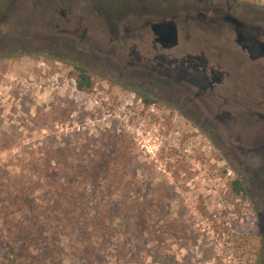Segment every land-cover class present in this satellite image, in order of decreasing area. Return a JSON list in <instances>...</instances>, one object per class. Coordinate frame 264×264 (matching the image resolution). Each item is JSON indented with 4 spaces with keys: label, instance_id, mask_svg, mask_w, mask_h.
Masks as SVG:
<instances>
[{
    "label": "rangeland",
    "instance_id": "rangeland-1",
    "mask_svg": "<svg viewBox=\"0 0 264 264\" xmlns=\"http://www.w3.org/2000/svg\"><path fill=\"white\" fill-rule=\"evenodd\" d=\"M230 1L246 7V18L264 23V0ZM49 8L33 11L30 0H0V264L23 244V226L46 232L38 233L43 241L37 250H24L29 262L40 253L43 257L51 242V229L44 228L53 222L51 179L42 181L39 172L53 160L59 136L66 139L63 146L77 144L76 156L115 152L119 157L111 169L121 172V183L105 179L94 197L104 211L119 208L131 220L146 214L145 228L136 235H122V220H115L106 244L98 248L97 264H264V204L259 200L264 192L259 196L249 189L244 167L249 126L217 127L214 138L209 126L186 120L175 102L120 77L125 69L119 62L105 67L51 47L47 39L54 38L55 25L70 27ZM89 8L90 24L102 25L105 33L104 16L100 20ZM76 16L80 11L72 12L69 22ZM134 17L126 15L119 27L139 28ZM221 43L227 44L222 38ZM199 50L229 67L230 96L258 97L263 61L247 60L232 47ZM80 69L92 77V88L78 89ZM144 96L154 103L147 104ZM213 109L207 101L203 110L210 117ZM238 180L244 193H236ZM25 186L30 188L27 203L17 197ZM62 259L61 264H82L71 254Z\"/></svg>",
    "mask_w": 264,
    "mask_h": 264
},
{
    "label": "flooded vegetation",
    "instance_id": "flooded-vegetation-1",
    "mask_svg": "<svg viewBox=\"0 0 264 264\" xmlns=\"http://www.w3.org/2000/svg\"><path fill=\"white\" fill-rule=\"evenodd\" d=\"M30 1L33 11L43 7L56 11L61 21L68 23L71 32L77 31L76 26L81 25L83 33L72 35L91 55L96 53L104 59L113 57L119 60L115 63L119 62L125 69L120 72V77H130L137 82L135 85L139 89L175 102L186 120L214 129L215 125L252 121L258 126V135H253V138H260L257 140L259 143L264 141V72L260 77L258 97L248 94L240 98L230 96L233 86L229 67L216 61L215 55L208 50L212 57L199 50L203 45H210L214 52L232 47V53L236 50L247 60L264 63V23L246 18L243 13L247 12L246 7L240 9L230 0H138L137 8L146 9L133 14L141 23L139 28L131 30V33L120 27L112 31L107 28L104 33L100 28L102 25L95 28L89 22V6L94 7L90 0H70L61 4L53 3V0ZM76 10L80 11V16H76V20L72 18L73 23H70L68 17ZM251 15L256 18L255 14L248 16ZM96 17L102 20L97 9ZM169 23L175 26L178 40L175 47L164 48L158 42L155 27ZM55 28H58V34L67 31L60 30L58 25ZM221 38L227 44H222ZM188 46L192 48L188 49ZM207 101L214 106L210 117L204 111ZM243 155L246 158L245 170L250 173L249 189L260 196L264 192V155L258 153L254 157L244 152ZM259 200L264 204V199ZM262 218L264 220V215Z\"/></svg>",
    "mask_w": 264,
    "mask_h": 264
},
{
    "label": "trees",
    "instance_id": "trees-1",
    "mask_svg": "<svg viewBox=\"0 0 264 264\" xmlns=\"http://www.w3.org/2000/svg\"><path fill=\"white\" fill-rule=\"evenodd\" d=\"M92 86V77L85 69H80L78 89L84 91ZM144 97L147 104L154 103L148 96ZM62 138L61 136L55 138L52 163L49 161L47 169L39 172L42 181L46 178L51 179L49 187L53 197V222L44 225L45 229L47 227L51 229L49 232V235L52 234L51 242L47 244L43 257L40 253L38 259L32 257L29 262L23 258L24 250H37L43 241L40 240L38 233L44 235L46 232L37 230L34 233L28 226H23L22 231L26 230L23 244L19 248H13L15 257L8 256L2 264H61L63 256L68 254L82 264H97L101 259L98 248L106 244V239L112 233L111 229L115 227V220H122L120 224L124 228L122 235H136L145 228L147 222L145 211L138 217L139 220H131L129 215L125 216L119 208L116 209L117 212L104 211L102 204H98V200L94 198L102 189L105 179H112L113 183L118 184L122 181L121 172L111 169L119 160L116 153L113 152L107 157L101 152H96L92 159L84 154L76 156L74 151L77 144L67 143L63 146L61 140L66 139ZM83 148L85 149V146ZM234 186L237 194L245 192V187L239 180ZM17 197L27 203L30 188L25 186ZM121 230L120 228L119 231ZM64 240L67 241V246H64Z\"/></svg>",
    "mask_w": 264,
    "mask_h": 264
},
{
    "label": "water",
    "instance_id": "water-1",
    "mask_svg": "<svg viewBox=\"0 0 264 264\" xmlns=\"http://www.w3.org/2000/svg\"><path fill=\"white\" fill-rule=\"evenodd\" d=\"M57 2L59 4L63 3V1L65 3L70 2V0H53L54 2ZM94 2V7L99 10V14L102 15V17L104 16L107 25L110 29V31L115 30V28L119 27V22H121L123 19H125L126 15L128 14H136L139 12H143L146 9L142 10L137 8L138 7V3H134V4H127L125 2L122 1H105V0H92ZM148 10V9H147ZM147 13V12H146ZM145 14V13H144ZM62 23H66V21H61ZM79 21H75V23H77ZM75 26V25H74ZM165 26V27H164ZM164 26L161 25H157L155 27V32L156 35L158 37V42L161 43L163 45L164 48H173L177 45V32H176V28L173 24H166ZM76 30L77 31H73L71 32V30H67L66 32H63L62 34H58V32L54 33V38H50L47 39L50 43H51V47H57L58 49L61 50H65L70 52L71 54H73L74 56H78L81 57L83 60H85L88 63H101V66H105V67H110L109 64L111 62L114 61V63L116 62L113 57L112 58H101L97 55H91L89 50L81 43L78 41V39L76 38V33L77 34H82L83 30H82V26L81 25H77L76 26ZM165 28V29H164ZM79 29V30H78ZM112 29V30H111ZM128 33H131V30H125ZM74 34V35H72ZM69 36V37H66ZM75 38V39H74ZM108 64V66H107ZM118 64V63H117ZM113 69V67H112ZM140 80V79H138ZM245 124V126H249L250 132H248L246 134V139H245V143L247 144V148L246 150H244V153H252V155L256 156L258 153L259 154H263L264 155V141H261L260 143L257 141L260 138H258L257 136L253 135H258V126H256L254 124V122H242ZM228 127L230 125H215V129L211 128L210 126V130H212L210 132H208V134L216 133L215 130L218 127ZM256 130V132H255ZM213 134V137L215 138ZM218 136V135H217ZM252 136V137H251ZM250 147V148H249ZM255 149V150H254ZM256 151V152H255ZM258 152V153H257ZM257 153V154H256ZM251 170V169H250ZM248 174H250L248 172ZM253 175V174H252ZM254 175L256 176V178H258V175H256V172H254ZM253 175V176H254ZM259 181V180H258Z\"/></svg>",
    "mask_w": 264,
    "mask_h": 264
}]
</instances>
